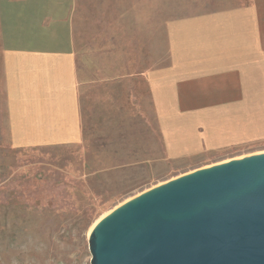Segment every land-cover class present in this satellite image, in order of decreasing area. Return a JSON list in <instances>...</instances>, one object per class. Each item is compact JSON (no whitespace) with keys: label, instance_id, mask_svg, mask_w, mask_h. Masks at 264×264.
Returning a JSON list of instances; mask_svg holds the SVG:
<instances>
[{"label":"rangeland","instance_id":"374dc122","mask_svg":"<svg viewBox=\"0 0 264 264\" xmlns=\"http://www.w3.org/2000/svg\"><path fill=\"white\" fill-rule=\"evenodd\" d=\"M247 1L75 0L83 141L14 149L0 103V264H90V230L116 207L194 170L264 152V54L245 82L253 86L245 103L218 112L236 116L232 136L211 133L203 147L189 144L190 155L167 153L147 81L168 64L169 23Z\"/></svg>","mask_w":264,"mask_h":264},{"label":"crops","instance_id":"0c3cea01","mask_svg":"<svg viewBox=\"0 0 264 264\" xmlns=\"http://www.w3.org/2000/svg\"><path fill=\"white\" fill-rule=\"evenodd\" d=\"M74 8L75 0H0V103L14 149L83 141ZM167 28L168 64L150 71L147 81L167 153L179 157L194 154L189 144L201 148L211 133L221 137L225 129L232 136L236 116L218 112L242 106L253 88L245 82L254 66L259 72L264 54V0Z\"/></svg>","mask_w":264,"mask_h":264},{"label":"water","instance_id":"95a60500","mask_svg":"<svg viewBox=\"0 0 264 264\" xmlns=\"http://www.w3.org/2000/svg\"><path fill=\"white\" fill-rule=\"evenodd\" d=\"M90 264H264V152L194 170L113 209Z\"/></svg>","mask_w":264,"mask_h":264},{"label":"bare ground","instance_id":"6f19581e","mask_svg":"<svg viewBox=\"0 0 264 264\" xmlns=\"http://www.w3.org/2000/svg\"><path fill=\"white\" fill-rule=\"evenodd\" d=\"M92 229V228H91ZM91 231V230H90Z\"/></svg>","mask_w":264,"mask_h":264}]
</instances>
